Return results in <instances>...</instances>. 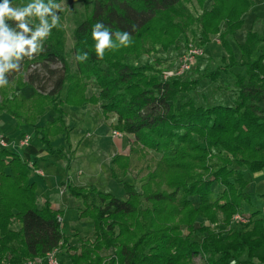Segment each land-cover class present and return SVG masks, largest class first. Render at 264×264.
Masks as SVG:
<instances>
[{
  "label": "trees",
  "instance_id": "trees-1",
  "mask_svg": "<svg viewBox=\"0 0 264 264\" xmlns=\"http://www.w3.org/2000/svg\"><path fill=\"white\" fill-rule=\"evenodd\" d=\"M17 1L31 2L11 0ZM89 1V16L71 33L72 66L67 61V36L59 24L42 42L39 54L25 57L19 71L6 73L9 83L0 88V113L33 127L53 154L49 137L55 134H64L71 147L64 106L98 105L104 118L116 116L114 132L133 138L128 155L112 156V180L126 178L131 155L153 152L159 158L136 184H121L124 200L93 186L63 184L66 194L80 200V216L93 222V240L75 248L61 233L60 212L47 201H37L36 185L29 182L35 165L9 149L1 150L0 264L42 260L62 248L73 252L70 264H191L195 255L204 264H264V212L247 214L245 208L251 206L246 172L264 174V37L247 32L238 46V60L227 42L241 30L253 1ZM190 1L200 8L199 15L188 11ZM97 22L112 32H129L131 43L106 49L103 59L98 58L92 38ZM37 23L31 18L33 26ZM188 33L197 35L199 47L218 36L226 64L215 72L205 71L203 78L215 82L220 73L232 77L233 106H198L185 96L200 80H164L160 59L141 62L158 50L177 49L180 38L188 48ZM78 51L89 58L76 61ZM91 82L97 92L87 95ZM21 87L30 88L33 96L14 92ZM47 108L52 121L37 127V117ZM261 198L264 202V195ZM236 216L247 225L233 226ZM197 233L200 241L194 240Z\"/></svg>",
  "mask_w": 264,
  "mask_h": 264
},
{
  "label": "rangeland",
  "instance_id": "rangeland-1",
  "mask_svg": "<svg viewBox=\"0 0 264 264\" xmlns=\"http://www.w3.org/2000/svg\"><path fill=\"white\" fill-rule=\"evenodd\" d=\"M252 1L254 5L244 16V24L241 30L234 37L227 38L228 45L236 60L239 59L240 54L238 46L244 42L247 32L252 30L264 37V0ZM11 4L12 6L18 4L17 7L25 5V3L18 1L11 2ZM59 5L60 8L56 11L60 18L59 24L67 36V61L72 66L71 54L69 53L73 45L71 33L81 21L89 16L91 3L89 0H61ZM186 6L193 16L201 13L195 1H190ZM205 8H209V2L206 3ZM221 29L223 30V26H221ZM188 38L191 41L188 48L184 47L182 38H180L177 49L166 52L158 50L153 56H144L141 62L146 63L153 58H157L163 63V76L170 75V78L180 77L183 80H200V84L195 91L185 96L193 99L198 106H233L236 88L232 77L220 73L215 82L203 78L205 71L212 73L218 67H223L226 64L224 61H227V54L219 44L218 36H211L210 43L205 47L198 46L197 35L192 36L188 33ZM190 48L200 49L202 56L196 59V62L188 71L186 70L185 73L178 76L176 73L180 69L181 58ZM58 67L52 66L53 69ZM232 72L237 73L238 70L234 69ZM15 84V82L11 84V89ZM89 85L86 94L96 93L97 91L92 82ZM66 91L67 87H65L60 97L63 102L66 101ZM14 92L26 98L33 96V91L28 87L16 88ZM63 110L66 115L65 125L68 128L71 147L65 143L64 134H55L49 137L52 150L55 152L49 154L45 146L38 140L33 127L19 125L16 119L1 113L0 136L4 138L7 144H15L24 136L29 138L28 145L18 152V155L27 164L35 165L29 176V182L36 185L37 201L39 205L47 201L56 206V210L60 212L61 233L68 238L71 246L78 248L81 241L93 240V222L89 218L80 216L82 210L80 200L68 196L64 191L63 184L70 181L76 186H93L104 194L124 200L125 195L121 184L124 182L136 184L146 175L149 169L153 168L159 155L153 152H146L142 156L138 154L131 155L126 178L122 179V182L114 181L110 176L112 156L116 153L128 155L133 140L132 136L114 132L112 127L116 125V116L109 114L107 118H104L98 105H66ZM52 115V111L47 108L41 117H37L35 125L42 127L45 122L52 121ZM13 140H16V142ZM8 149L14 151L11 150V147ZM245 179L248 181L247 191L251 195V206L249 208L245 207L247 214L264 212V202L261 198L264 195V174L246 172ZM233 220L232 223L235 227L247 225V223L239 221L236 217ZM199 226L198 221L194 228L198 229ZM200 237L201 235L197 233L194 240L200 241ZM54 252L58 264H70L68 257L73 252H68L65 248ZM193 257L191 264L205 263L200 255ZM31 262L34 264L39 263L36 259L25 261V263Z\"/></svg>",
  "mask_w": 264,
  "mask_h": 264
},
{
  "label": "clouds",
  "instance_id": "clouds-1",
  "mask_svg": "<svg viewBox=\"0 0 264 264\" xmlns=\"http://www.w3.org/2000/svg\"><path fill=\"white\" fill-rule=\"evenodd\" d=\"M59 8L60 5L54 0H47V3L45 0H31L22 7H13L11 0H0V88L9 83L6 73L19 71L25 57L33 58L43 50L42 42L59 25L60 18L56 11ZM31 18L38 19L35 26L31 24ZM8 21L14 22V26ZM92 38L95 53L100 59H103L106 49L126 47L131 43L129 32H112L102 22L93 25ZM88 58L87 52L78 51L75 55L78 62Z\"/></svg>",
  "mask_w": 264,
  "mask_h": 264
},
{
  "label": "built area",
  "instance_id": "built-area-1",
  "mask_svg": "<svg viewBox=\"0 0 264 264\" xmlns=\"http://www.w3.org/2000/svg\"><path fill=\"white\" fill-rule=\"evenodd\" d=\"M202 56V51L200 49H196V48H190L186 53H184V55L181 58V65H180V69L178 70V72L176 73V75L180 76L183 73H185V71L189 70L190 67H192L194 65V63L196 62V59L198 57ZM164 80H168L170 79V75H164L163 76ZM29 143V138L27 136H24L21 140H19L18 142H16L15 144H7L4 140V138L2 136H0V151L3 149H8L11 147V150H20L23 149L24 147H26ZM236 218L242 222V220L240 219V217L236 216ZM55 252H51L49 254H47L45 256L44 259H36L39 261L38 264H58L57 259L55 258ZM23 264H34L33 262L31 263H23Z\"/></svg>",
  "mask_w": 264,
  "mask_h": 264
},
{
  "label": "crops",
  "instance_id": "crops-1",
  "mask_svg": "<svg viewBox=\"0 0 264 264\" xmlns=\"http://www.w3.org/2000/svg\"><path fill=\"white\" fill-rule=\"evenodd\" d=\"M52 118H53V115H52ZM51 118V119H52ZM51 121V120H50ZM19 140V139H18ZM14 142H16V140H13ZM12 141V142H13ZM24 149V148H23ZM23 149H21V150H14L13 152H15V153H17L18 154V152H20V151H22ZM121 154V153H120ZM81 187V186H80ZM69 196V195H68ZM51 206L53 207V208H55L56 209V206L55 205H53V204H51Z\"/></svg>",
  "mask_w": 264,
  "mask_h": 264
}]
</instances>
